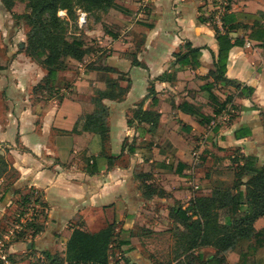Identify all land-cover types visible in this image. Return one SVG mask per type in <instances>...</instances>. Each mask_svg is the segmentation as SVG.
Here are the masks:
<instances>
[{
	"label": "crops",
	"instance_id": "crops-1",
	"mask_svg": "<svg viewBox=\"0 0 264 264\" xmlns=\"http://www.w3.org/2000/svg\"><path fill=\"white\" fill-rule=\"evenodd\" d=\"M217 5L218 0L118 4L109 22L116 28H89L100 48L72 59L75 69H65V76L58 71L49 90L54 93L34 88L47 73L41 62L15 53L0 79V143L16 172L0 186V225L25 194H34L45 211L39 231L10 235L0 255L10 254L12 264L64 256L74 228L95 232L109 224L117 243L129 240L119 245L124 252L140 251L150 235L167 232L169 223L173 227V206L184 208L225 182L220 162L227 165L240 153L259 157L264 0H229L219 20ZM217 31L232 42L225 75L231 82L215 77ZM186 42L200 50L196 66L189 53L175 55ZM63 79L70 84L64 86ZM262 226L264 216L255 220L256 229ZM228 253L236 263L239 255Z\"/></svg>",
	"mask_w": 264,
	"mask_h": 264
},
{
	"label": "trees",
	"instance_id": "trees-1",
	"mask_svg": "<svg viewBox=\"0 0 264 264\" xmlns=\"http://www.w3.org/2000/svg\"><path fill=\"white\" fill-rule=\"evenodd\" d=\"M1 1L10 10L11 0ZM78 2L81 5L93 3L96 6L106 2L110 4L111 0H78ZM29 6L27 19L30 30L27 33L25 53L32 58L41 56L38 59L47 71L42 81L47 86L45 88L50 90L54 87L58 71L67 69L70 59L81 60L90 48L80 37L73 36L67 39L65 36V28L58 10H70L72 0H30ZM217 40L220 49L215 77L231 82L225 75L227 53L232 42L226 33L219 31H217ZM181 53L185 55L189 53L194 61L193 66L197 65L195 58L200 55L198 48H192L186 42L175 55ZM2 68L4 67L0 64V69ZM241 89H247L251 93L254 86L243 85ZM218 111L219 109H216L215 114ZM261 115L264 122V110L261 111ZM101 117L98 115V120ZM212 118L213 116H208L207 120ZM90 119L91 116L89 123ZM235 134L240 136L238 131ZM244 157L243 163L233 161L235 165L232 167L233 173L230 174L231 181H228L230 184L215 186L209 196L194 197L184 208L175 205L170 209L169 215L175 221L174 226L177 225V233L173 234L176 238L175 243L184 253L182 264H233L227 257L230 251L239 254L238 261L234 264H264V226L260 229L255 228V220L264 216V163L258 165V157L255 155ZM0 159H2L1 154ZM34 196V194L23 195L19 206H24L32 199L38 202L39 199ZM221 209L226 211V222L220 220ZM38 219L40 217L28 224L31 233L41 229V223H36ZM20 232L24 233L23 230ZM115 237L113 224L95 232L74 228L67 241L65 255L48 254V261L55 264H64V262L105 264L108 262L109 249ZM129 243V240H122L117 244L130 245ZM243 245L244 249L241 250ZM206 246L213 247L214 253L206 256L202 251ZM260 251L263 256L259 254Z\"/></svg>",
	"mask_w": 264,
	"mask_h": 264
},
{
	"label": "rangeland",
	"instance_id": "rangeland-1",
	"mask_svg": "<svg viewBox=\"0 0 264 264\" xmlns=\"http://www.w3.org/2000/svg\"><path fill=\"white\" fill-rule=\"evenodd\" d=\"M29 2L30 0H11L12 5L10 10H8L0 0V64L4 67L0 69V79L2 80H5L7 74V71H5V69L8 68L9 62L11 61L15 53H19L21 51L25 52V48H27V33L30 30V24L27 19V15L30 12ZM124 2H128V0H111L110 4L106 2V4L102 3L95 6L93 3L81 5L78 0H72V7L70 10H58V15L63 21L66 38L70 39L73 36L80 37L89 47H91L93 50H97L98 48H100L97 47V42H95V40H97L98 38L95 37V35H89V28H102V25L108 28H114L115 26L109 23L111 22V16L114 13L115 9L118 7V4ZM81 11L85 13V20L79 22V13ZM104 53L105 52L101 53V55H103ZM37 57L39 58L41 56L37 55ZM34 58L37 62H39L38 58ZM73 66H75L74 60L70 59L68 69H75V67ZM61 71L63 72L62 76H65L64 70ZM42 82L43 81L40 80L34 88H39L41 89V91L45 90V87L47 86L44 82ZM69 82H71L70 79H63L64 86H66L65 84ZM52 91L54 93L56 89H52L51 91L48 90V92H46L45 94H49ZM4 104L5 94H1L0 87V110L4 108ZM1 118L2 117L0 115V119ZM0 154L2 157V159H0V186L4 187L7 182L14 179V177L16 176V172L11 164L8 147L4 143H0ZM244 156L245 155L241 153L235 154L233 158L226 161L227 165H224L223 162L219 163V166L221 167V173L223 174L222 176L226 177V182L222 183L223 186H226L225 184H230L228 181H231L232 176L230 177V174L233 173L232 167H234L235 165L233 161L235 160L238 163H243L245 161ZM257 163L258 165H262L264 163V147L261 154H259ZM20 201H22V197ZM22 206H19L17 210L12 208L9 211V214L6 215L8 217V223H6V225L5 223L0 225V237L1 233L6 232L8 228L12 226L11 222L17 223L20 221L21 217L19 216V214ZM219 212L220 220L222 222H226L227 214L225 209H221L219 210ZM31 222L32 221L25 220V227L23 229L24 233L31 232V229L28 226V224H30ZM39 222H41L40 219H38L36 223L39 224ZM170 224L171 223H169L166 229L167 232L161 231L156 234L150 235L149 239L151 240L145 243L144 246L146 245V248L141 249L140 251L132 250L131 252H124L121 249L122 247L117 244V240L119 238V236H117V240H114L111 244V247L109 249L108 262L105 264H182L184 253H182L181 247H178L175 243L176 238L174 236L175 233H177V225L176 227L173 225L174 227H171V229ZM243 247L244 245L241 246L240 249L242 250ZM214 251V248L211 246H206L203 249V252L206 256L214 253ZM233 252H235L237 256L239 255L238 252ZM4 254L5 259H0V264H4V260H12L10 254L6 255V252H4ZM139 254H141L140 257ZM259 254L263 256V253L261 251ZM227 255L229 256V253H227ZM30 264L55 263H51L41 257L34 256L33 259H31Z\"/></svg>",
	"mask_w": 264,
	"mask_h": 264
},
{
	"label": "built area",
	"instance_id": "built-area-1",
	"mask_svg": "<svg viewBox=\"0 0 264 264\" xmlns=\"http://www.w3.org/2000/svg\"><path fill=\"white\" fill-rule=\"evenodd\" d=\"M227 4H229V0H218V5L216 6V13L214 15V19L219 20L221 18V14L227 9ZM79 22H82L85 20V13L80 12L79 13ZM45 211L44 205H42L40 202H37L35 200H31L28 203H26L22 208H21V213L19 214L20 221L15 223L13 228L10 230L9 233L6 234V236L2 237L0 240V247H2L5 243V239H8L10 235L14 233H18L22 231L25 227V220L28 221H34L37 218L43 214ZM0 259H5V256L0 255ZM4 264H12L9 260H4ZM74 264H91V263H84V262H78Z\"/></svg>",
	"mask_w": 264,
	"mask_h": 264
}]
</instances>
